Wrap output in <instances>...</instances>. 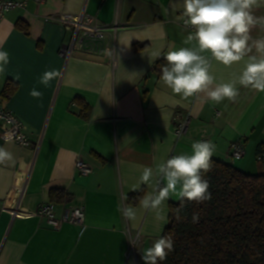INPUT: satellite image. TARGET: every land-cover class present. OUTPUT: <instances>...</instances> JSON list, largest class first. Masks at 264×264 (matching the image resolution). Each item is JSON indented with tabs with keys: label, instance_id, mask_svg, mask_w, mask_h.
<instances>
[{
	"label": "crops",
	"instance_id": "0c3cea01",
	"mask_svg": "<svg viewBox=\"0 0 264 264\" xmlns=\"http://www.w3.org/2000/svg\"><path fill=\"white\" fill-rule=\"evenodd\" d=\"M26 1L24 8L0 20V43L9 53L0 74V102L26 125L30 145L3 141L14 162L0 165V264H145L143 252L163 235L170 205L181 197L171 195L164 219L129 202L133 194L150 192L138 184L143 166H154L172 155L191 154L195 141H212V158L245 173H264L259 146L264 143V93L239 88L236 100L219 104L203 94L187 100L172 94L153 72L155 63L183 45L185 29L178 5L181 0H47ZM264 16V0L253 9ZM63 13L98 17L119 26L115 64L107 54L79 49L68 57L63 50L73 40V28L48 17ZM253 38L264 36L260 26ZM161 53L159 58L154 53ZM255 53V50H253ZM243 62L231 68L213 61L216 81L228 82ZM59 69L60 77L48 87L39 83L45 71ZM11 81L18 90L6 99L2 93ZM36 88L42 98L30 91ZM189 117L187 131L177 136L181 121ZM242 141L245 155L233 161L231 145ZM82 160L92 174L82 175ZM64 192L52 201L51 192ZM55 203L57 216L67 206H81L85 223L60 229L32 215ZM137 208L135 220L118 207ZM19 207L24 216L13 217ZM82 233V235H81ZM139 242L129 254L130 237Z\"/></svg>",
	"mask_w": 264,
	"mask_h": 264
},
{
	"label": "clouds",
	"instance_id": "9594fccd",
	"mask_svg": "<svg viewBox=\"0 0 264 264\" xmlns=\"http://www.w3.org/2000/svg\"><path fill=\"white\" fill-rule=\"evenodd\" d=\"M259 6L260 0H181L178 7L184 28L191 29L182 43H195L164 55L166 63L160 67L159 82L182 99L202 93L215 104L225 99L234 102L240 87L264 93V36L251 35L257 26L264 29V16L253 12ZM153 55L159 58L161 53L157 51ZM213 61L228 68L243 62V67L233 79L218 83L212 71ZM9 62V53L0 43V74L5 73ZM60 75L59 69L45 71L39 83L48 87ZM30 95L40 99L43 93L33 88ZM215 150L212 141H195L191 144V154L172 155L154 166H143L139 182L132 190L138 191L144 185L151 191L139 199V207L164 219V205L173 194L187 201L210 200L209 181L203 174L211 170ZM10 162H14L13 154L0 146V165ZM118 211L129 220L136 219L135 207H118ZM172 250L173 240L161 236L144 250L142 259L145 264H158Z\"/></svg>",
	"mask_w": 264,
	"mask_h": 264
},
{
	"label": "trees",
	"instance_id": "16d2710c",
	"mask_svg": "<svg viewBox=\"0 0 264 264\" xmlns=\"http://www.w3.org/2000/svg\"><path fill=\"white\" fill-rule=\"evenodd\" d=\"M159 59L154 67L160 77ZM18 85L9 81L3 97L10 99ZM264 161V143L259 146ZM211 199L203 202L181 199L170 205L163 235L173 240V250L158 264H264V173L252 175L232 164L211 159ZM144 192L131 195L137 204ZM64 192H51L52 201L64 200Z\"/></svg>",
	"mask_w": 264,
	"mask_h": 264
},
{
	"label": "built area",
	"instance_id": "2783aa9c",
	"mask_svg": "<svg viewBox=\"0 0 264 264\" xmlns=\"http://www.w3.org/2000/svg\"><path fill=\"white\" fill-rule=\"evenodd\" d=\"M39 4H44L47 0H36ZM26 1L21 0H0V20L5 15L16 9L24 8ZM56 20L73 28V40L69 46L63 50V55L68 57L76 48L91 54H107L111 61L116 62V43L119 26L117 22L108 26L101 22L96 16L82 13L73 15L63 13L59 16H51L46 21ZM189 117L183 119L176 131L177 136L184 134L189 126ZM25 123L15 116L12 112L2 108L0 102V138L3 141L15 142L22 147L30 145L26 135ZM245 155V147L242 141L234 142L231 145L230 156L233 161L240 160ZM261 160V157H260ZM76 170L82 175L92 174V169L82 160L76 161ZM13 217L24 216L17 207L10 211ZM32 215L39 218L47 219L48 223L55 229H60L64 224L69 223L76 226H82L85 223L86 212L81 206H67L64 208L62 216L58 217L55 203L51 202L40 207ZM139 242V235L130 237L129 254L134 251L136 244Z\"/></svg>",
	"mask_w": 264,
	"mask_h": 264
}]
</instances>
